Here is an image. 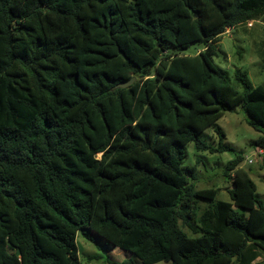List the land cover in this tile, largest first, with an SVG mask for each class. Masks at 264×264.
Returning a JSON list of instances; mask_svg holds the SVG:
<instances>
[{
  "label": "trees",
  "instance_id": "1",
  "mask_svg": "<svg viewBox=\"0 0 264 264\" xmlns=\"http://www.w3.org/2000/svg\"><path fill=\"white\" fill-rule=\"evenodd\" d=\"M252 20L264 0H0V264H81L83 229L145 264L264 258L242 155L224 167L229 200L183 166L191 142L226 150L224 132L201 134L238 104L264 150V80L214 62Z\"/></svg>",
  "mask_w": 264,
  "mask_h": 264
},
{
  "label": "rangeland",
  "instance_id": "2",
  "mask_svg": "<svg viewBox=\"0 0 264 264\" xmlns=\"http://www.w3.org/2000/svg\"><path fill=\"white\" fill-rule=\"evenodd\" d=\"M219 39L218 55L214 57V62L227 70L232 78L235 71L239 70L252 87L260 84L264 80V64L260 56L264 42V22L252 20L230 28ZM198 48L199 45H192L185 52L195 53ZM219 131L225 133L223 141L227 148L224 152L211 154L197 151L194 142L187 144L184 169L187 170L189 166L196 167V171L189 175L191 182L198 189L219 187V198L229 200L227 187L230 180L225 181L224 167L229 160L241 154V166L250 172L257 184L258 195L264 200V153L260 154L259 149L254 146V141L262 132L248 124L247 113L242 104L227 111L218 122L208 127L201 134V139L211 145H218ZM84 233L87 235H83ZM77 244L81 264H108L107 259L116 262L127 260L129 264H145L132 251L108 243L89 229L78 232ZM90 255H99L101 258L89 260ZM154 264L172 263L160 261ZM253 264H264V258H258Z\"/></svg>",
  "mask_w": 264,
  "mask_h": 264
},
{
  "label": "water",
  "instance_id": "3",
  "mask_svg": "<svg viewBox=\"0 0 264 264\" xmlns=\"http://www.w3.org/2000/svg\"><path fill=\"white\" fill-rule=\"evenodd\" d=\"M134 81H135V77H133L131 80H129V81H127V82H122V83H120L118 86H119V87H128V86H130Z\"/></svg>",
  "mask_w": 264,
  "mask_h": 264
},
{
  "label": "built area",
  "instance_id": "4",
  "mask_svg": "<svg viewBox=\"0 0 264 264\" xmlns=\"http://www.w3.org/2000/svg\"><path fill=\"white\" fill-rule=\"evenodd\" d=\"M259 151H260L259 152L260 154H263L264 153V150L263 149H259ZM250 162H251V160H250Z\"/></svg>",
  "mask_w": 264,
  "mask_h": 264
}]
</instances>
